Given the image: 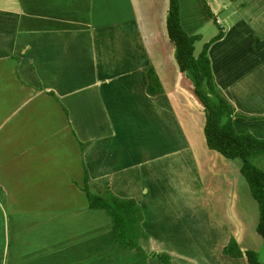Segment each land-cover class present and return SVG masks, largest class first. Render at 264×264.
Here are the masks:
<instances>
[{"label":"crops","instance_id":"crops-1","mask_svg":"<svg viewBox=\"0 0 264 264\" xmlns=\"http://www.w3.org/2000/svg\"><path fill=\"white\" fill-rule=\"evenodd\" d=\"M200 2H187L190 17ZM203 4L222 28L212 44L231 28L242 36L232 21L251 27L249 51L262 60L245 72L228 75L222 56L215 70L212 44L207 54L234 132L263 140L264 0ZM167 10L168 0H0V264H246L222 255L230 239L260 253L258 206L240 161L206 146ZM229 50L240 53L239 40ZM148 66L163 90L156 97L146 94ZM251 162L264 172V155ZM85 173L91 194L140 207L134 247H121L107 213L89 208Z\"/></svg>","mask_w":264,"mask_h":264},{"label":"trees","instance_id":"trees-1","mask_svg":"<svg viewBox=\"0 0 264 264\" xmlns=\"http://www.w3.org/2000/svg\"><path fill=\"white\" fill-rule=\"evenodd\" d=\"M179 0H168L165 20L168 40L174 47V59L180 73L192 83L195 97L203 107L205 123L203 134L209 150L217 152L228 160L238 159L240 175L246 182L251 197L258 206L256 232L260 236L264 251V172L256 168L251 159L264 155V139L249 134L237 135L232 126L233 109L213 82L207 55L209 45L219 40L222 33L204 44L198 57H194V43L198 36L187 35L180 25ZM147 78L146 94L156 97L163 93L161 84L152 66L145 68ZM85 145H81L83 150ZM88 176L83 178L88 205L93 210H103L111 218L116 240L121 247H134L142 229L143 216L140 207L133 200L120 199L110 192L103 195L91 194ZM222 255L230 259H245L247 264H261L254 251L242 252L236 242L230 239L223 247ZM164 264H170L167 257H160Z\"/></svg>","mask_w":264,"mask_h":264},{"label":"rangeland","instance_id":"rangeland-1","mask_svg":"<svg viewBox=\"0 0 264 264\" xmlns=\"http://www.w3.org/2000/svg\"><path fill=\"white\" fill-rule=\"evenodd\" d=\"M188 1L189 0H183L182 1L183 3H181L183 6V10H184L183 22L186 23V25L184 24V27L186 29L188 26V29H187L188 33L187 32L186 33L189 34V36H198L199 37V39L194 43L193 54H194V57L196 58V57H198L199 53L201 52L203 45L208 43L211 40V38H209V36H211L212 34H214L216 36L219 32L222 33V28H220L217 16L213 15L212 12H210L208 6L206 7V5L203 4L204 0H199V1H201L200 2L201 8L199 6L201 11L196 12L198 16H196V15L192 16L191 15V17H192L191 18L190 13H192V11H194V8H193V6L188 5V3H187ZM213 1L214 0H206V4L210 5V7H213ZM216 1H217V4H224L225 6H228V4L231 2V0H216ZM203 11L205 13H207V15L211 18L209 19L208 16ZM202 13H204V15ZM185 17H186V20H185ZM196 17H198V18L196 19ZM232 23H233V25H238L240 27V30H242V33H243L242 36H241V34L237 33L235 28H233V29L231 28L230 33H228L227 41L221 42L220 44H218V43L212 44L211 51H210L209 55H210V58L212 60L213 67L215 70L217 68V64H220V60H219L220 56L225 57L226 60L224 62V64H225L224 65V71L228 75L230 73H232L233 76H236L240 73V71L245 72L246 68L249 66V63L254 62L255 60L261 61L262 57L258 54L259 52H252L251 50L249 51L250 43L253 42V36H252L251 32L249 31V28H251V27L250 26L248 27L243 22L232 21ZM245 35H246V37H244ZM236 40H239V49L241 50L240 53H233L229 50L231 44H233ZM262 40H264V39H262ZM240 45H242V46L240 47ZM254 45H255V47L261 48V46L256 44V43ZM210 70H211V67H210ZM211 74H212V72H211ZM212 79H213V76H212ZM213 82H214V79H213ZM255 83H258L257 80L255 81ZM240 95H242V94H240ZM202 113H204V112H202ZM250 122H252V121H250ZM253 202L255 205L254 207H256L255 201H253ZM256 254H257L258 261L261 264H264L263 245L261 246L260 253L257 252Z\"/></svg>","mask_w":264,"mask_h":264}]
</instances>
